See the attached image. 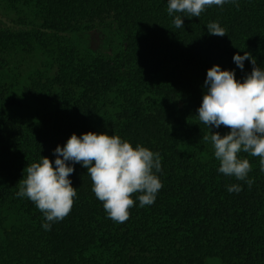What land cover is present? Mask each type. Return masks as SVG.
<instances>
[{"label":"trees","instance_id":"trees-1","mask_svg":"<svg viewBox=\"0 0 264 264\" xmlns=\"http://www.w3.org/2000/svg\"><path fill=\"white\" fill-rule=\"evenodd\" d=\"M239 5L237 8L236 5ZM168 0H0V264H264V172L249 159V188L218 171L198 119L207 71L250 52L264 70V0L211 6L200 17ZM176 15L184 26L176 28ZM218 22L224 37L207 25ZM100 35L107 54L78 40ZM221 126L212 132L221 135ZM118 135L161 156L154 204L108 218L87 169L75 165L70 214L45 230L18 197L24 170L76 134ZM239 184L242 191L229 193ZM135 199V196L133 197Z\"/></svg>","mask_w":264,"mask_h":264},{"label":"clouds","instance_id":"clouds-1","mask_svg":"<svg viewBox=\"0 0 264 264\" xmlns=\"http://www.w3.org/2000/svg\"><path fill=\"white\" fill-rule=\"evenodd\" d=\"M229 2L236 0H168L167 11L169 15L181 13L198 18L208 7H223ZM173 23L181 28L184 19L176 15ZM207 30L212 36H227L218 22L209 23ZM233 60L242 71L244 62L250 60L251 73L241 82L234 70H222L219 65L210 68L202 104L197 110L198 119L211 129V134L203 139L210 140L213 146L218 171L246 182L250 188L254 183L248 178L252 165L240 154L259 157L260 170L264 172V70L257 66L250 52L243 56L237 53ZM221 126L230 131L224 135L212 132L213 127ZM53 155L54 163L42 156L24 170L17 192L18 197H27L43 213L46 222L42 227L47 231L72 211L78 193L69 177L74 174L76 164L87 169L93 193L102 202L108 218L115 222L124 223L130 218V209L137 199L141 208L154 204L163 187L157 175L161 171L160 154L139 144L133 147L118 135L73 134L65 145L56 147ZM227 190L239 193L242 188L236 184Z\"/></svg>","mask_w":264,"mask_h":264},{"label":"rangeland","instance_id":"rangeland-1","mask_svg":"<svg viewBox=\"0 0 264 264\" xmlns=\"http://www.w3.org/2000/svg\"><path fill=\"white\" fill-rule=\"evenodd\" d=\"M77 46L79 48H86L89 52L87 54H97V53H105L107 54L108 47L106 46V43L104 42L103 38L100 35H91V38H84L78 40ZM209 264H219L216 261H213Z\"/></svg>","mask_w":264,"mask_h":264}]
</instances>
